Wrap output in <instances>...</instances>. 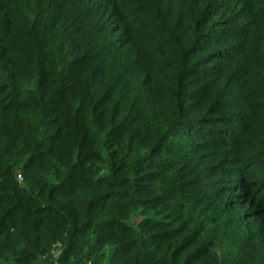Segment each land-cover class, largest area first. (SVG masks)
Here are the masks:
<instances>
[{
	"label": "trees",
	"instance_id": "1",
	"mask_svg": "<svg viewBox=\"0 0 264 264\" xmlns=\"http://www.w3.org/2000/svg\"><path fill=\"white\" fill-rule=\"evenodd\" d=\"M88 263L264 264V0H0V264Z\"/></svg>",
	"mask_w": 264,
	"mask_h": 264
},
{
	"label": "rangeland",
	"instance_id": "2",
	"mask_svg": "<svg viewBox=\"0 0 264 264\" xmlns=\"http://www.w3.org/2000/svg\"><path fill=\"white\" fill-rule=\"evenodd\" d=\"M180 128V133H179V136H178V138L180 139L181 138V134H183L184 135V139H181L180 140V142H182V146H185V148H187V149H185V152H183L187 157H190L191 155H193L196 151H194V152H190L191 150H192V146H196L197 145V137L196 136H194V135H187V134H189L190 133V129H188L187 127H179ZM232 131V130H231ZM230 131V132H231ZM190 142H191V145H190ZM189 150V151H188ZM159 158H161L160 156H159ZM221 178H224V179H226V178H229V176L227 175V174H225V175H223V176H221ZM206 181L207 182H209L210 181V179H206ZM220 184L221 185H223V186H226V183H224V182H220ZM219 184V185H220ZM141 219V217H139L138 218V220H140ZM88 264H90V263H88Z\"/></svg>",
	"mask_w": 264,
	"mask_h": 264
},
{
	"label": "built area",
	"instance_id": "3",
	"mask_svg": "<svg viewBox=\"0 0 264 264\" xmlns=\"http://www.w3.org/2000/svg\"><path fill=\"white\" fill-rule=\"evenodd\" d=\"M18 178H19L20 180H22V176H21V174H18Z\"/></svg>",
	"mask_w": 264,
	"mask_h": 264
}]
</instances>
